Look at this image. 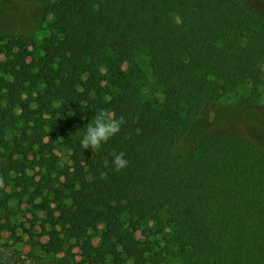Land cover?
<instances>
[{
    "label": "trees",
    "instance_id": "obj_1",
    "mask_svg": "<svg viewBox=\"0 0 264 264\" xmlns=\"http://www.w3.org/2000/svg\"><path fill=\"white\" fill-rule=\"evenodd\" d=\"M18 1L51 22L39 46L33 35L0 34V149L27 158L47 139L70 152L62 181L44 176L37 188L60 197L64 238L90 263L161 264L149 236L164 225L179 264H264V126L248 138L213 130L176 154L224 96L249 86L238 107L254 105L264 84V0ZM101 109L125 122L100 150H83ZM120 152L128 164L117 172ZM6 174L0 167L10 185ZM99 226L94 247L88 232ZM142 228L144 241L135 237Z\"/></svg>",
    "mask_w": 264,
    "mask_h": 264
},
{
    "label": "rangeland",
    "instance_id": "obj_2",
    "mask_svg": "<svg viewBox=\"0 0 264 264\" xmlns=\"http://www.w3.org/2000/svg\"><path fill=\"white\" fill-rule=\"evenodd\" d=\"M247 4L255 8L252 3ZM259 10L264 16V9ZM174 21L179 24L180 18L174 16ZM50 22L51 17L45 23H39L38 8L35 5L18 0H0V34L33 35L39 46L49 37ZM137 64L150 83H153L147 56L140 55ZM248 91L249 86L239 88L235 93L224 96L216 109L204 110L176 154H187L189 149L200 145L204 137L212 135L213 130L230 131L248 138L254 127H260V124L264 126V84L258 87L254 105L240 109L238 102ZM69 155L65 147L56 148L47 139H44L40 149L35 147L28 153L27 158L0 149V167L10 179V185L4 181L0 183V264H94L82 254L75 240L64 238L63 229L56 219L59 216L56 208L60 197L48 193L46 189L41 193L37 190L45 185L44 176L55 184L56 180L62 181L58 173L70 167ZM21 176L24 183L17 186L14 179ZM61 202L68 204L69 199L63 197ZM148 227H153V224ZM102 229L99 226L88 232L94 247L100 243ZM158 229L161 233L150 235L149 241L162 258L161 264H179L173 253L176 248L169 244V229L164 225ZM148 234L142 228L135 233V237L144 241ZM104 264L111 263L106 260ZM125 264L132 262L128 260Z\"/></svg>",
    "mask_w": 264,
    "mask_h": 264
},
{
    "label": "clouds",
    "instance_id": "obj_3",
    "mask_svg": "<svg viewBox=\"0 0 264 264\" xmlns=\"http://www.w3.org/2000/svg\"><path fill=\"white\" fill-rule=\"evenodd\" d=\"M123 117L116 118L115 113L106 109L99 110L93 117V122L87 127L85 134L80 140V146L84 149H90L93 153L100 150L103 144L110 138L117 135L121 126L124 124ZM125 153L114 154V170L119 172L127 167L128 161L124 158ZM3 178L0 177V183Z\"/></svg>",
    "mask_w": 264,
    "mask_h": 264
}]
</instances>
